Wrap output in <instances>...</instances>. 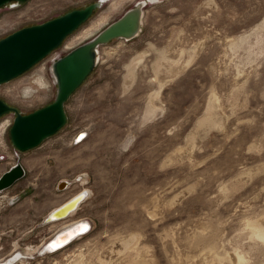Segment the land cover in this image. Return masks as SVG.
Masks as SVG:
<instances>
[{"label": "rangeland", "instance_id": "obj_1", "mask_svg": "<svg viewBox=\"0 0 264 264\" xmlns=\"http://www.w3.org/2000/svg\"><path fill=\"white\" fill-rule=\"evenodd\" d=\"M92 1L3 6L0 38ZM134 2L106 0L59 47L0 84V98L22 112L51 102V61L86 39H76L85 24L103 16L98 31ZM65 110L66 124L19 153L25 175L0 191V264H264V240L251 230L264 225V0L147 3L138 35L99 47ZM12 118L0 116V175L17 159ZM78 131L87 134L75 143ZM84 187L72 217L44 222ZM77 219L89 231L40 253Z\"/></svg>", "mask_w": 264, "mask_h": 264}, {"label": "water", "instance_id": "obj_2", "mask_svg": "<svg viewBox=\"0 0 264 264\" xmlns=\"http://www.w3.org/2000/svg\"><path fill=\"white\" fill-rule=\"evenodd\" d=\"M24 1L26 0H0V8ZM104 3L105 0H94L43 22L20 27L1 37L0 84L18 77L45 58L59 47L67 36L88 21ZM147 3L145 0L135 1L132 6L107 23L91 38L73 46L51 61L49 70L55 84V94L51 102L31 112H22L0 98V116L8 113L13 115L8 132L17 157L16 161L0 175V191L10 187L25 175V168L19 161V153L38 146L66 124L65 103L95 68L99 47L115 39L130 40L138 35L141 31L143 8ZM86 134L87 132L80 131L73 139L74 142H79ZM67 183L66 180H62L57 188L63 189ZM85 196L86 191L81 190L49 211L44 222L66 218ZM17 198H12L11 201ZM81 225H87V227L85 226L84 229ZM89 229L87 221L83 220L65 230H59L41 247L40 253L58 250ZM57 238L58 241H56Z\"/></svg>", "mask_w": 264, "mask_h": 264}, {"label": "bare ground", "instance_id": "obj_3", "mask_svg": "<svg viewBox=\"0 0 264 264\" xmlns=\"http://www.w3.org/2000/svg\"><path fill=\"white\" fill-rule=\"evenodd\" d=\"M106 1V0H105ZM111 1V0H110ZM135 1H137V0H135ZM145 1H147L148 3H153V2H155V1H157V0H145ZM135 3V2H134ZM102 21H104V18H103V16L102 17H99V18H97L96 20H93V21H90L89 23H87V24H85L79 31H78V33L76 34V39L78 40V39H82V38H84V37H86V39L85 40H87V39H89V38H91L93 35H95L98 31H95L98 27H99V25L102 23ZM144 23V22H143ZM258 37V36H257ZM84 40V41H85ZM124 40V39H123ZM242 40V39H241ZM258 41V40H257ZM83 42V41H82ZM261 42V41H260ZM232 46H233V44H232ZM60 51V50H59ZM143 55V54H142ZM138 56V55H137ZM139 58H141V55L139 54V56H138ZM136 58V60L137 59H139V58ZM143 57V56H142ZM98 59H99V49H98ZM135 59V58H134ZM141 60V59H140ZM131 61V60H130ZM138 61V60H137ZM136 61V62H137ZM135 62V61H134ZM138 63V62H137ZM136 64V63H135ZM129 66V65H128ZM130 66H131V64H130ZM132 67V66H131ZM128 72H129V70H128ZM49 73H50V76H51V78L53 79V77H52V75H51V72L49 71ZM130 73V72H129ZM129 75V74H128ZM131 76V75H130ZM157 92H159V91H157ZM157 92H155V93H157ZM154 96H156V95H154ZM154 96H153V98H154ZM158 96V95H157ZM151 100V99H150ZM210 103V102H209ZM151 106H152V103H151ZM207 106V105H206ZM209 106V105H208ZM153 107V106H152ZM156 107V106H155ZM148 108V107H147ZM209 108H210V106H209ZM211 115V114H210ZM203 116V115H202ZM79 133V131L74 135V138L76 137V135ZM73 138V139H74ZM83 139H85V137L83 138ZM82 139V140H83ZM81 141V140H80ZM73 179V178H72ZM67 185H68V183H67ZM66 185V186H67ZM81 190H84V191H86V196H87V194H88V192H89V189L88 188H86V187H84L83 189H81ZM80 190V191H81ZM80 191H78L77 193H79ZM77 193H75V194H73L72 196H75ZM71 196V197H72ZM85 196V197H86ZM10 197V196H9ZM71 197H69V198H71ZM68 198V199H69ZM67 199V200H68ZM85 199V198H84ZM7 200V199H6ZM67 200H65V201H67ZM64 201V202H65ZM82 202V201H81ZM80 202V203H81ZM63 203V202H62ZM61 203V204H62ZM79 203V204H80ZM61 204H59L58 206H60ZM78 204V205H79ZM58 206H56V207H58ZM56 207H54L53 209H55ZM78 207V206H77ZM77 209V208H76ZM76 209L75 210H73V211H71L70 213H69V215L71 216L75 211H76ZM73 216V215H72ZM71 216V217H72ZM69 218V217H68ZM257 220H259V219H257ZM80 221H83L82 219H77V220H73V221H67V222H63V224H62V227L59 229V230H65V229H67V228H69V227H71L72 225H74V224H77L78 222H80ZM249 222V221H248ZM262 222V221H261ZM250 223V222H249ZM87 224H88V226H90V223L89 222H87ZM252 225V224H251ZM86 227H87V225H85ZM85 226L84 225H81V227H83L84 229H85ZM58 230V231H59ZM251 230H253V233L255 234V235H257L258 237H260L261 239H263L264 240V225L263 224H254L253 225V228H251ZM57 231V232H58ZM56 234V233H55ZM54 234V235H55ZM53 235V236H54ZM52 236V237H53ZM52 237H50L44 244H43V246L50 240V239H52ZM59 239H60V236L58 237ZM58 238L56 239V241H58ZM203 238V237H202ZM126 242V241H125ZM18 245V244H17ZM39 245V244H38ZM41 245V244H40ZM15 247V246H14ZM17 247V246H16ZM31 247V246H30ZM27 249V248H26ZM28 250V249H27ZM26 251V250H25ZM31 251V250H30ZM82 251V250H81ZM26 253V252H25ZM20 256H22V254L20 253V252H17V253H15L14 255H13V257H11L10 259H8L7 261L6 260H3V261H5V263L6 262H10L11 263V261H13V260H15L16 258H18V257H20ZM27 256V255H26ZM235 256V255H234ZM240 258V257H239ZM2 259V258H1ZM19 259V258H18ZM76 259V258H75ZM237 259H238V257H237ZM241 260V259H240ZM22 262H23V260H22ZM26 263V262H25ZM248 263V262H247ZM24 264V263H23Z\"/></svg>", "mask_w": 264, "mask_h": 264}, {"label": "crops", "instance_id": "obj_4", "mask_svg": "<svg viewBox=\"0 0 264 264\" xmlns=\"http://www.w3.org/2000/svg\"><path fill=\"white\" fill-rule=\"evenodd\" d=\"M58 206V205H57ZM56 207V206H55Z\"/></svg>", "mask_w": 264, "mask_h": 264}]
</instances>
